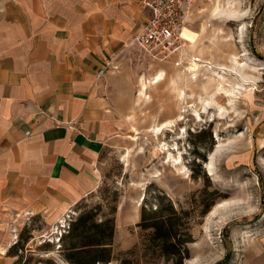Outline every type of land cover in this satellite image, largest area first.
<instances>
[{
  "label": "rangeland",
  "instance_id": "374dc122",
  "mask_svg": "<svg viewBox=\"0 0 264 264\" xmlns=\"http://www.w3.org/2000/svg\"><path fill=\"white\" fill-rule=\"evenodd\" d=\"M182 28L200 60L193 74L134 45L122 53L119 138L101 159L99 186L72 210L113 217L121 257L143 239V198L153 205L162 194L194 214L183 264H264V0H192ZM204 187L219 197L200 217L195 199ZM9 225L14 264H69L62 217L20 215Z\"/></svg>",
  "mask_w": 264,
  "mask_h": 264
},
{
  "label": "crops",
  "instance_id": "0c3cea01",
  "mask_svg": "<svg viewBox=\"0 0 264 264\" xmlns=\"http://www.w3.org/2000/svg\"><path fill=\"white\" fill-rule=\"evenodd\" d=\"M148 15L140 0L0 1V264L12 218L55 222L99 186L125 117L111 68Z\"/></svg>",
  "mask_w": 264,
  "mask_h": 264
},
{
  "label": "trees",
  "instance_id": "16d2710c",
  "mask_svg": "<svg viewBox=\"0 0 264 264\" xmlns=\"http://www.w3.org/2000/svg\"><path fill=\"white\" fill-rule=\"evenodd\" d=\"M218 197V192L209 191L208 187L198 192L199 199H195V202L202 207L198 216H204ZM152 200L153 205L143 198L137 224L143 239L120 253L121 257L113 250V217H100L93 210H88L76 214L61 236L63 259L69 264H183L190 257L188 245L193 243L191 229L195 224L194 214L187 210H176L162 194H154ZM16 244L12 245V249Z\"/></svg>",
  "mask_w": 264,
  "mask_h": 264
},
{
  "label": "built area",
  "instance_id": "2783aa9c",
  "mask_svg": "<svg viewBox=\"0 0 264 264\" xmlns=\"http://www.w3.org/2000/svg\"><path fill=\"white\" fill-rule=\"evenodd\" d=\"M192 0H140L148 11V19L142 24L130 45L142 50L149 58L159 62H170L175 67L193 74L192 65L200 63L198 58L189 54L188 44L181 36L183 19ZM129 45V46H130ZM199 60V61H198ZM113 71L117 67L111 68ZM103 71L99 72L101 75ZM76 216L68 210L62 217L64 223L58 230L63 233L69 228V222ZM31 216H27L29 219Z\"/></svg>",
  "mask_w": 264,
  "mask_h": 264
},
{
  "label": "bare ground",
  "instance_id": "6f19581e",
  "mask_svg": "<svg viewBox=\"0 0 264 264\" xmlns=\"http://www.w3.org/2000/svg\"><path fill=\"white\" fill-rule=\"evenodd\" d=\"M181 36L184 38V28H183L182 31H181ZM185 41H186V40H185ZM198 61H199V60H198ZM197 67H198V65L195 63V64L192 65V69H191V70H192V71H196V70H197ZM216 70H219V71H220V68H217ZM162 79H163L162 76L159 75V76H157V77H155V78H153V79L151 80V84H154V85H155V84H158L159 82H161ZM146 88H147L146 84L143 83V84H142V90H141V91L146 90ZM140 94H142V92H141ZM169 125L171 126V125H172V122L168 123L167 125L158 126V127L154 128L153 131H154L156 134H158V133L162 132L163 130H165L166 127L169 126Z\"/></svg>",
  "mask_w": 264,
  "mask_h": 264
}]
</instances>
